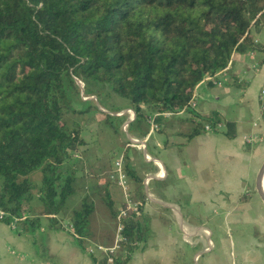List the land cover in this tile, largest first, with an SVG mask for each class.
Instances as JSON below:
<instances>
[{
  "label": "trees",
  "instance_id": "16d2710c",
  "mask_svg": "<svg viewBox=\"0 0 264 264\" xmlns=\"http://www.w3.org/2000/svg\"><path fill=\"white\" fill-rule=\"evenodd\" d=\"M251 27L264 28V0H0V221L10 226L16 218L24 231H33L47 216L49 226H58L57 216L75 199L79 205L68 223L81 243L90 235L92 197L100 189L117 225L125 202L111 178L115 172L77 197L82 171L71 160L84 125L97 122L121 135L125 117L84 97L108 89L125 98L134 111L128 129L141 136L149 121L160 124L164 112L182 110L192 125L186 138L205 124L215 129L218 112L198 115L188 101L199 81L225 68L233 52L264 51ZM224 122L226 137L234 138V122ZM122 169L128 177L124 163ZM134 178L129 191L141 210L144 193ZM114 187L122 193L119 206L110 196ZM140 213L121 217L125 254L115 255L116 264H126V252L146 232ZM91 256L93 264H105V256Z\"/></svg>",
  "mask_w": 264,
  "mask_h": 264
},
{
  "label": "crops",
  "instance_id": "0c3cea01",
  "mask_svg": "<svg viewBox=\"0 0 264 264\" xmlns=\"http://www.w3.org/2000/svg\"><path fill=\"white\" fill-rule=\"evenodd\" d=\"M250 33L264 46V28L251 27ZM251 51L233 52L227 66L214 75L216 82L205 80L194 88L198 100L194 112L204 116L218 112L224 126L203 129L191 138L185 136L192 126L185 110L164 112L163 121H149L147 134L141 136L128 129L134 111L126 99L108 89L90 95L104 112L123 115L125 120L121 135L97 122L82 127L83 143L71 160L82 171L76 181L77 197L89 183L103 182L115 172L117 159L130 170V186L139 177L145 198L139 218L146 232L126 252L130 255L126 264H264V209L252 191L264 160L259 99L264 88V51ZM225 120L234 122V138L223 132ZM250 135L262 138L245 143ZM103 193L96 190L92 197L91 232L81 243L62 224L78 207L75 199H69L65 214L57 216L58 226H49L47 216L33 231L17 224L13 230L0 221V264H93L87 247H111L115 239L116 221L99 197ZM110 196L116 206L122 203L116 187Z\"/></svg>",
  "mask_w": 264,
  "mask_h": 264
},
{
  "label": "built area",
  "instance_id": "2783aa9c",
  "mask_svg": "<svg viewBox=\"0 0 264 264\" xmlns=\"http://www.w3.org/2000/svg\"><path fill=\"white\" fill-rule=\"evenodd\" d=\"M252 53L253 51H251V54ZM221 71L222 70L218 72H221ZM216 74L218 73L216 72L213 75L204 77L201 81H199V83H202L205 80H212V81L214 80L216 82V79L214 77V75ZM199 83L197 85H199ZM84 98H87V97H84ZM259 99H260L261 109H262L261 113L264 116V88L260 91ZM197 103H198V100L196 97V92L195 90H193V95L189 99L187 107L191 109H196ZM164 114H169V112H165ZM152 126L153 128H156V125L152 124ZM222 126L224 125L221 122H217L215 128L218 129V128H221ZM204 130H211V127L208 124H205ZM261 138L262 137H259L258 135H250V136H245L244 141L245 143H250V142L261 140ZM114 165H115L116 171H115V174L111 175V178H114L116 180V183L121 187L123 191V195H124V202H125V206L121 207L119 209L118 214L116 215L117 225H116V230H115L114 244L111 247H107L101 244H95L94 246L87 247V251L91 253V255L97 254L100 256H105V264H116L115 259H114L115 255L124 253V250L122 248V243L126 241V238L122 233L121 217L125 216L128 211H133L136 214H139L141 211L140 210L141 207L139 206V203L132 199L131 193L129 191L128 177L125 174L124 170L122 169L121 159L115 160ZM4 216H5V213L0 211V217L3 218ZM63 226L68 227L69 230L72 229V225L70 223H64ZM10 227L11 229L16 228V218L10 222ZM134 244H136V241H134Z\"/></svg>",
  "mask_w": 264,
  "mask_h": 264
},
{
  "label": "water",
  "instance_id": "95a60500",
  "mask_svg": "<svg viewBox=\"0 0 264 264\" xmlns=\"http://www.w3.org/2000/svg\"><path fill=\"white\" fill-rule=\"evenodd\" d=\"M263 175H264V160L261 163V165H260V167L256 173V176H255V179L253 182V186H252V191H253V194H254L256 200L258 201L260 206L264 209V196H263L262 190H261Z\"/></svg>",
  "mask_w": 264,
  "mask_h": 264
},
{
  "label": "rangeland",
  "instance_id": "374dc122",
  "mask_svg": "<svg viewBox=\"0 0 264 264\" xmlns=\"http://www.w3.org/2000/svg\"><path fill=\"white\" fill-rule=\"evenodd\" d=\"M98 89H99V88H95V90H98ZM87 98H92L96 104H97V102H99L98 99L96 100L94 97H90V96H88ZM123 99H125V98H123ZM100 108H101V109H104L103 107H100ZM36 188H37V187H36V185H35V187L33 188V192H35ZM64 214H65V213H64V211H63V212H62V215H64ZM58 222H60V221H58ZM62 223H66V222H63V221H62ZM254 229H256V228H254ZM255 234L258 235V232L256 231Z\"/></svg>",
  "mask_w": 264,
  "mask_h": 264
},
{
  "label": "bare ground",
  "instance_id": "6f19581e",
  "mask_svg": "<svg viewBox=\"0 0 264 264\" xmlns=\"http://www.w3.org/2000/svg\"><path fill=\"white\" fill-rule=\"evenodd\" d=\"M261 190H262V194L264 196V175H263V179H262V187H261Z\"/></svg>",
  "mask_w": 264,
  "mask_h": 264
}]
</instances>
